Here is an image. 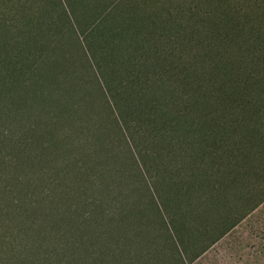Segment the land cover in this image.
I'll list each match as a JSON object with an SVG mask.
<instances>
[{
    "label": "rangeland",
    "instance_id": "rangeland-1",
    "mask_svg": "<svg viewBox=\"0 0 264 264\" xmlns=\"http://www.w3.org/2000/svg\"><path fill=\"white\" fill-rule=\"evenodd\" d=\"M40 1L0 0V25L40 16V43L25 66L45 57L21 78L30 96L18 81L8 96L0 82V130L14 137L3 147L10 165L0 164V188L10 183L19 199L48 195L64 216L77 207L88 214L94 200L92 207L122 206L127 264H264V89L243 98L210 74L228 22L249 28L252 20L256 30L241 34L230 55L242 81H264V11L251 14L264 0H43L39 12ZM149 192L169 224L179 213L195 217V205L204 218L215 200L234 198L237 214L257 210L251 228L236 233L245 241H235L232 259L220 247L219 256L191 262L159 237L154 258L143 239L137 260L132 204L145 206ZM6 205L0 193L2 221Z\"/></svg>",
    "mask_w": 264,
    "mask_h": 264
},
{
    "label": "trees",
    "instance_id": "trees-1",
    "mask_svg": "<svg viewBox=\"0 0 264 264\" xmlns=\"http://www.w3.org/2000/svg\"><path fill=\"white\" fill-rule=\"evenodd\" d=\"M39 5V12L46 9L43 0ZM251 9V14H255L254 16H259L258 14L264 11L259 7H251ZM225 15L228 19L236 17V13L232 10H227ZM34 20V24H25L23 27L14 23L0 25V82L6 88L8 96H12L10 86L16 81L26 92L24 97L30 96L33 88L28 82H22L21 78L28 74L32 75L37 68L41 69V62L44 61L43 58L45 59V57L41 59L42 55H40L39 59L35 58L34 66L31 67L32 63L25 66L30 56L36 54L31 51L32 48H38L40 43L38 37L41 26L44 25V22L40 21V16H36ZM228 23L230 24L228 32L218 38L222 52L219 51L217 57L211 61L210 74L214 75L216 80L219 79L226 90H240L243 98L253 95L258 89L262 93L264 81L255 80L253 83L252 77L242 81L237 73L236 59L232 60L230 55L232 48L236 51L238 46L241 48L238 43L239 37L247 30L251 34L255 29L254 21H250V29L243 24H235L234 21ZM14 77L17 80H14ZM243 84L246 85L242 87ZM40 88L41 84L37 85L36 92H39ZM245 106L248 107L246 104ZM31 107L34 109V104ZM13 138L9 130H0L1 165H10V158L4 155L3 147L13 141ZM262 143L264 144V139ZM9 185L10 183H7L0 188V193L7 202L2 209L4 219L3 221L0 219V264H127L125 238L128 243L127 233L130 223L122 206H116L111 210L103 207V204H98V201L96 206L92 207L97 201L94 200L89 206L90 213H82L80 207H77L73 212L67 210L68 214L64 216L59 204L55 203V205L53 199L49 201L48 195L36 201L27 197L19 199L10 196ZM103 191L104 188L101 193ZM69 194L71 195L70 192ZM132 206V212L138 220L137 222L133 220L131 226L133 259L140 260L145 254L141 247L143 239L149 247L146 251L149 260L154 258V253L151 252V247L155 244L154 238L160 237V240H163L162 245L173 252L177 247L179 249V245L174 241L172 220L169 224L152 193L145 206L140 202ZM50 209H54L55 212ZM141 222L146 225L145 233L139 226ZM101 226L105 228L101 229Z\"/></svg>",
    "mask_w": 264,
    "mask_h": 264
},
{
    "label": "crops",
    "instance_id": "crops-1",
    "mask_svg": "<svg viewBox=\"0 0 264 264\" xmlns=\"http://www.w3.org/2000/svg\"><path fill=\"white\" fill-rule=\"evenodd\" d=\"M201 206L202 208H199L200 205H195L194 212L202 214L198 213V211L204 209L203 204ZM207 207H209V209H206L208 212H205L202 219L197 217V214L192 218L189 213H179L178 217L174 216L171 225L173 233L179 241L181 254L184 258L195 262L197 259L207 257L208 254L211 258L219 256L215 251L222 247L227 258H234L235 243L238 242L236 240L242 239L245 241L242 232L236 233L239 232V229L243 230L246 225L251 228L252 216L257 209L253 208L254 210L250 209L245 214H237L234 198L222 202L211 201L207 203ZM192 219L194 220L195 232L191 234ZM203 226L207 227L205 233L202 231ZM247 229L249 228L247 227ZM249 236L250 233L246 231L247 241ZM250 239H252L251 236ZM192 241H194L195 246L190 245Z\"/></svg>",
    "mask_w": 264,
    "mask_h": 264
}]
</instances>
